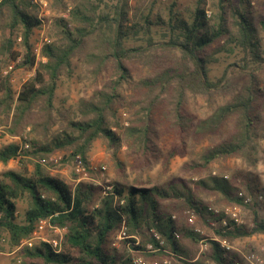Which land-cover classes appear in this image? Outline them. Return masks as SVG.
Segmentation results:
<instances>
[{"label":"trees","instance_id":"16d2710c","mask_svg":"<svg viewBox=\"0 0 264 264\" xmlns=\"http://www.w3.org/2000/svg\"><path fill=\"white\" fill-rule=\"evenodd\" d=\"M55 1L59 7L55 10L67 16L52 20L50 41L41 48L45 61L36 62L31 40L42 24L37 6L32 0H0V55L7 61L21 56V66L34 67V75L17 93L12 90L11 75L0 72V129L10 137H22L29 129L28 148L4 147L0 162L32 160L31 171L23 166L6 171L0 179V240L7 237L18 247L40 221L64 230L57 249L46 242L23 245L19 261L13 264H135L130 254H118L109 247L120 226L128 236L140 235L142 242L129 237L125 243L145 257L167 253L173 258L170 264H234L238 254L221 247L219 241L234 244L264 235V218L253 211L251 224H238L211 210L198 188L213 189L229 203L255 210L264 204V190L255 183L261 197L255 201L246 175L233 174L228 180L209 172L208 181L200 177L195 185L173 178L149 188L116 183L112 192L99 196L91 184L79 183L72 189L39 160L64 152L65 161L89 170L88 153L93 142L102 138L118 169L116 152L127 143L136 156L155 162L162 159L168 172L172 158L182 154L172 149L163 155L158 145L161 119L170 122V131L176 132L184 152L187 142L197 145L213 140L189 165L190 170L206 172L216 161L243 154L252 140H264V79L260 77L264 17L254 21L247 0L238 4L209 0V16L206 0H195L180 10L173 0L163 13H154L155 0L146 6V0H139L132 13L130 0ZM221 53L227 55L226 63L219 77H211V66L219 62ZM73 60L94 85L93 93L75 106L61 108L55 105L58 81L73 76ZM135 63L146 73L134 82L131 66ZM231 85L229 100L205 118L187 109L190 97L208 96ZM130 90L135 97L128 101L125 92ZM119 109L133 115L123 136L113 130L121 128L112 120ZM237 191H245L253 201L244 204ZM21 200L27 209L19 222L15 213ZM190 215L205 226L214 223L215 239L202 236L194 221H188ZM222 220L226 225L220 224ZM147 245L155 250L148 251Z\"/></svg>","mask_w":264,"mask_h":264},{"label":"rangeland","instance_id":"374dc122","mask_svg":"<svg viewBox=\"0 0 264 264\" xmlns=\"http://www.w3.org/2000/svg\"><path fill=\"white\" fill-rule=\"evenodd\" d=\"M33 3L37 6L38 17L41 19L42 24L39 28L34 30L32 37V52L35 56L36 62L45 61L41 55V48L44 43L50 41L51 36V23L52 20L59 16L66 17V13H58L55 9H59L55 0H32ZM139 0H130V13L133 12L135 5ZM152 0H146L145 6L148 2ZM173 0H155L154 2V13L167 7ZM177 1V10L185 9L186 7H191L195 0H176ZM207 5H205L207 16L210 15L209 0ZM249 1L250 6L252 7V19L255 21L261 17H264V0H247ZM233 4L240 3V0H232ZM70 7V6H69ZM69 9V8H68ZM163 13V10H162ZM20 39L16 40L19 43ZM15 49L20 50V46L16 45ZM169 56V55H168ZM219 56V62L211 66V77L220 76L225 60H227V55L221 53ZM170 57V56H169ZM21 56L17 57L15 61H7L4 56L0 55V72L11 75V87L14 93H17L20 89L22 83L28 78L34 75V67L32 69H27L21 66ZM74 66V73L71 78L61 77L58 81V87L55 94V105L61 108H67L70 106H75L80 100H87L92 95V90L94 85H92L89 79H86L87 76H84V72L81 71L79 63L76 60L72 61ZM132 77L135 82L139 77L146 73L143 70V66L135 63L131 66ZM234 76L230 75V79ZM260 77L264 79V71L260 74ZM103 80H107L103 78ZM240 79L237 80V82ZM233 85H236V82H233ZM231 85L227 90L213 91L208 96H195L190 97L188 100L187 109L191 113L195 114L200 118H205L208 116L217 106L225 103L229 100L231 89L234 87ZM236 88V87H235ZM126 100L130 101L131 98H134L135 95L133 90L126 91ZM153 119L159 120L158 115L155 113L151 114ZM116 121L121 128H113V130L120 133L122 136L125 132L126 127L130 125V120H133V115L126 111L125 109H119L116 112V117L112 119ZM161 130L162 134L159 138V147L162 149L163 155H167L168 151L172 149H179V152L182 155H176L170 161L168 166V172L164 171L162 159L158 162L154 160H148L147 158L136 156L134 151L131 150L126 144H122L121 147L116 152V157L119 161V167L117 168L114 160L111 157L110 148L108 147L107 142L99 138L95 140L92 144V148L88 153L89 161V170L82 167L83 171H77L78 167L74 161H65L66 153L56 152L54 155L49 157L44 165L49 173L53 176L58 177L69 186L75 188L79 183H86L94 185L98 188V195L104 196L106 191L112 192V188L116 183L134 185L136 187H152L154 184H164L173 178L183 179L186 182H191L194 184L200 180L202 177L204 180L208 181L207 174L210 172L211 175L226 176L228 180L232 178L233 174H244L247 176V180L252 182L253 192L256 193L254 188L255 183L259 185L262 190H264V140L256 139L250 142L248 148L244 151L243 154L238 156H231L225 160H220L212 163L208 171H193L189 169V165L193 163L194 160H198V157L203 153V151L208 147L211 139H207L197 145L189 144L185 146L186 151L180 149L181 143L178 140L175 131H170V122L162 120ZM29 129L23 134L22 137H10L4 133L3 129H0V150L8 145H17L20 149L24 148V145L27 144L25 139H27ZM19 149V150H20ZM41 160V159H40ZM39 160V163H40ZM31 158H27L21 162L19 159H11L7 163L0 162V179L6 171H19L22 170L23 166H26L28 171H31L32 164ZM255 180V182H254ZM195 185V184H194ZM111 187V190H106V187ZM198 192L201 198L206 201L212 208L219 210L229 209L231 213H234L235 217L238 219V224H251L253 218V211H256L257 214L264 218V204L263 202L258 204V208L247 207L242 204L229 203L227 200L223 199L218 193L213 191V189L204 188L202 185L199 186ZM242 192L244 196L250 197L244 191H237L238 193ZM258 195V193H256ZM255 194V201H259V195ZM239 197V196H238ZM253 201V197L251 198ZM251 201L249 203H251ZM262 201V200H261ZM17 211L15 215L17 216V221L22 222L24 220V213L27 209V203L23 200L19 201L17 204ZM193 224L195 228L200 232L202 236L213 237L211 225H203L198 221L197 217H194ZM122 226L119 229L115 230L110 238L109 247L116 249L118 254H130L134 259H141L145 263H163L170 264L173 261V258L165 253L163 256L158 257H145L144 255L138 254L131 251L129 246L125 243V239L132 237L136 242H142L140 235L128 236L125 231L126 237L119 239L118 235ZM64 230L57 229L51 225L45 224L42 229H37L31 235L28 240L21 241V244L18 247H13L7 237L0 240V264H13L19 261L20 254L19 249L23 245L38 244L39 242H46L52 244L53 241H56L59 245L63 240ZM231 245L235 250H238L243 253H248V251L257 252L260 254L264 260V235L257 234L251 237H247L241 240H237L234 244ZM206 245H201V250H206ZM144 254V253H143Z\"/></svg>","mask_w":264,"mask_h":264},{"label":"built area","instance_id":"2783aa9c","mask_svg":"<svg viewBox=\"0 0 264 264\" xmlns=\"http://www.w3.org/2000/svg\"><path fill=\"white\" fill-rule=\"evenodd\" d=\"M24 148H28V144H25L24 145ZM46 160L45 159H41L40 160V163H45ZM83 171V168L81 166L78 167L77 171ZM106 190H111V187H106L105 188V191ZM109 191H106L105 192V195L108 193ZM238 196L240 198L243 199V203L244 204H248L250 201H251V198L250 197H246L243 195L242 192H239L238 193ZM261 198V197H260ZM259 198V199H260ZM211 210H213L215 213H220L222 212L225 216L229 217V218H232L235 220V222H239L238 219L235 217L234 213H231V211L229 209H226V210H219V209H215V208H212ZM194 220V216L193 215H190L189 218H188V221L190 223H192ZM47 224L45 221H40L37 226H36V229L34 231H36L37 229H42V227ZM221 225H226V221L225 220H222ZM211 226H214L215 224L214 223H210ZM55 228V227H54ZM125 227L122 226L120 232H119V235H118V238L119 239H122L124 237H126L125 235V231H124ZM55 230H57V228H55ZM59 230V229H58ZM219 243L221 244V247L225 248L226 250H231V251H234L235 253L238 254L239 256V260H237L234 264H264V260L262 259V257L260 256L259 253L257 252H249V253H243V252H240L238 250H235L231 245H229L226 241H219ZM29 245H31L29 243ZM52 246L57 249L59 247V244L56 242V241H53L52 242ZM147 249L148 251H154L155 249H153V247L151 245H147ZM134 263L135 264H157L156 262H153V263H145L144 261H142L141 259H134Z\"/></svg>","mask_w":264,"mask_h":264}]
</instances>
